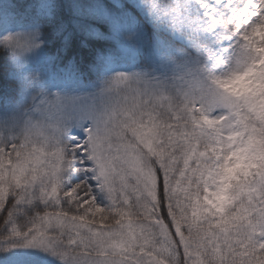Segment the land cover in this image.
Here are the masks:
<instances>
[{
    "label": "rangeland",
    "instance_id": "374dc122",
    "mask_svg": "<svg viewBox=\"0 0 264 264\" xmlns=\"http://www.w3.org/2000/svg\"><path fill=\"white\" fill-rule=\"evenodd\" d=\"M218 2L65 0L79 33L110 41L89 77L49 55L58 0H0V47L20 86L19 102L0 113V212L14 199L0 264H230L218 258L230 247L264 251V99L215 87L209 75L264 67L249 47L264 39V0ZM229 113L256 147L250 166L233 170L203 129ZM152 156L174 232L152 215ZM180 234L189 245L182 261Z\"/></svg>",
    "mask_w": 264,
    "mask_h": 264
},
{
    "label": "trees",
    "instance_id": "16d2710c",
    "mask_svg": "<svg viewBox=\"0 0 264 264\" xmlns=\"http://www.w3.org/2000/svg\"><path fill=\"white\" fill-rule=\"evenodd\" d=\"M58 5V20L46 26L48 31L56 30V34L47 46L49 55L54 61H58L63 65L71 66L78 71L85 72L89 77H93L94 75L92 74L91 67L97 61L98 54L104 52L108 48L110 41L105 36H88L79 33L71 21V16L67 10L65 0H58ZM139 20L141 19L139 18ZM87 21L92 27L98 28L103 33L105 32V25H103L102 22L99 23L93 19H89ZM139 24L147 35L154 33L153 29L150 28L144 21H141ZM168 38L170 37L168 36ZM173 41L172 42L176 45H181L179 42L175 40ZM7 63L8 53L4 48L0 47V113L17 104L20 99L19 83L16 79L8 77ZM154 131V134L156 135V130ZM141 142L143 144L142 139ZM150 159L154 167L152 215L154 216V220H156V222L164 227L168 232H174V223L170 214L168 202L166 178L156 167L157 159L154 156L150 157ZM5 201V206L0 212V234L10 219V209L13 205L14 199L12 197H8ZM56 211L57 210L54 209L37 210V212L48 216L53 215ZM61 214L64 215V213ZM100 225L109 227L112 223H100ZM202 230L203 229L199 230V228H196L192 231L193 233H197V237H199L201 236ZM186 242V237L183 234H180L178 236L180 261L184 260L185 255L187 254L186 251L189 249V245ZM201 253L210 258L215 257V255L209 253V250L204 251L203 248L201 249ZM224 257L228 258L232 264H242L241 262H247L251 259H263L264 251H257L252 246H248V249L242 252L238 246H234L227 249V254H220L218 256L220 259H224ZM220 263L228 264V262L224 263L222 260Z\"/></svg>",
    "mask_w": 264,
    "mask_h": 264
},
{
    "label": "bare ground",
    "instance_id": "6f19581e",
    "mask_svg": "<svg viewBox=\"0 0 264 264\" xmlns=\"http://www.w3.org/2000/svg\"><path fill=\"white\" fill-rule=\"evenodd\" d=\"M227 0H219L218 5L223 6L226 4ZM222 9H225L222 7ZM227 13V11H226ZM198 13H192L191 15H197ZM190 24H193V21L188 18L187 20ZM221 23H224V20H220L218 22V25ZM224 28L228 29V23L226 22V25ZM243 37V36H242ZM245 39L249 41V37L244 35ZM264 39H262L261 42L256 43H249V47L252 50L259 51V56L261 59L264 60ZM234 59V57H233ZM255 63L250 62L247 63L246 66H244V69L241 71H237V75H233L231 77L228 74L224 73H210L209 75L215 82H212L215 87L218 88H228V87H235V91H239L243 93V96L248 99L251 98L249 96V93L251 91H257L256 95L257 97H261L264 99V67L263 68H254L253 73H248L249 69L254 67ZM247 69L245 70V68ZM248 71V72H247ZM263 87V88H262ZM210 111V110H208ZM235 117V113H229L227 115H218L214 117L213 120L210 121V123L207 125L202 120V117L200 114H198L199 120L206 124L203 129L205 131V139L208 140L210 143V148L216 147L217 141H220L223 143V149L225 151V159H222L221 164L223 166H227L229 170L235 169V167H247L250 166L251 162L255 159L253 156L252 149H254L253 143H251L250 140L247 139L246 135L238 134V129L240 126V123L232 124L229 123V120L231 117ZM226 122V124H223ZM221 126L223 127H229L231 130L228 132V134H224V132L221 130ZM256 148V147H255ZM227 153V154H226ZM227 157V158H226ZM258 160V159H257Z\"/></svg>",
    "mask_w": 264,
    "mask_h": 264
}]
</instances>
